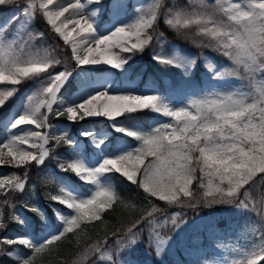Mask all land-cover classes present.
Returning <instances> with one entry per match:
<instances>
[{"label":"snow or ice","instance_id":"snow-or-ice-1","mask_svg":"<svg viewBox=\"0 0 264 264\" xmlns=\"http://www.w3.org/2000/svg\"><path fill=\"white\" fill-rule=\"evenodd\" d=\"M88 3H100V0H88ZM59 5L61 0H39L38 4L36 0H0V8H11L14 13L0 27V85L13 86L0 91V107L14 95L15 86L63 63L56 56L39 55L30 50L36 37L27 31V24L36 15H40L49 30L70 48L71 59L80 66L107 65L121 69L127 61L113 49L122 54L142 52L156 35V22L163 16L169 28L193 45L212 49L232 62L230 69L217 73L214 78L222 79L227 75L247 79L250 85L256 84L257 77L260 80L254 92L212 91L175 111L162 104L156 95H109L100 92L58 114L72 122L89 117H105L111 121L127 113L150 109L171 121L146 135L117 128V132H124L139 141V146L117 158L104 159L94 170L78 161L61 165L88 184H97L101 174L114 171L137 185L151 206L147 215L137 216L120 231L114 229L111 236L86 245L80 250L77 264H119L120 252L137 243L139 226L145 222L151 226L149 246L159 259L172 238V232L162 230L164 225L170 222L176 229L186 222L182 212L176 211L168 216L169 208L229 203L257 214L260 224L264 225V0H247L243 6L221 0L213 4L201 2L194 11L160 3L149 13H141L133 23L118 27L111 34L94 41L89 39L94 35L93 23L82 14L84 5L80 0H73L67 6ZM14 23L17 29L9 39L8 28ZM153 59L161 65L173 64L161 56ZM208 67L213 71L211 65ZM69 74L61 71L51 75L48 86L29 99L26 112L12 125L14 128L31 125L37 131L14 136L0 144V165L23 169L20 175L0 178V193L4 197L0 203L10 204L11 196L24 190L29 165L43 163L53 153V147H48L50 144L57 147L67 143L64 136H49L45 129L47 113L53 111L57 94ZM194 182L197 185L195 191L192 187ZM50 199L64 204L75 214L64 221L61 234L34 248L32 257L23 264H42L39 258L51 251L49 246L76 230L83 231L85 222L103 223L104 213L109 209L115 211L113 205L120 201L112 192L103 189L86 201L55 195ZM156 213H160L162 219ZM15 219L18 220L17 217ZM6 227L0 213V231ZM260 239L259 251L254 248L247 256L246 264H264V231ZM14 244L31 247L26 238L0 240V245ZM8 249L0 247V256L11 257L12 252ZM203 264H208V261Z\"/></svg>","mask_w":264,"mask_h":264},{"label":"rangeland","instance_id":"rangeland-1","mask_svg":"<svg viewBox=\"0 0 264 264\" xmlns=\"http://www.w3.org/2000/svg\"><path fill=\"white\" fill-rule=\"evenodd\" d=\"M36 2L38 4L39 0ZM71 2L73 0H61L59 6H67ZM80 2L84 5L82 14L93 23L94 35L89 39L94 41L111 34L118 27L133 23L141 13H149L157 4L164 3L169 7L175 4L179 8L194 11L199 8L201 2L213 4L216 0H100V3L80 0ZM221 2L240 3L243 6L247 0H221ZM12 15L14 13L11 8H0V27H3ZM162 19L164 21L163 16ZM16 29L15 23L8 28L9 39L13 38ZM27 31L36 37L30 48L33 53L56 56L61 58L63 63L54 66L47 73L28 78L15 86L14 95L3 107H0V144L14 136L28 135L37 131L31 125L15 128L12 125L26 112L29 99L48 86L51 75L73 70L74 76L67 90H62L58 95L53 111L47 114L48 135L64 136L67 143L57 147L50 144L49 148L53 147V153L45 159L44 164L41 167L35 162L29 165L24 190L12 195L10 204L0 203V213L3 214L4 219L9 212H12L11 219L16 220L15 224L8 225L5 230L0 231V240L15 241L26 238L31 245L28 247L14 244L8 249L12 252L10 260L12 264H23L25 260L30 259L34 248L44 245L48 240L61 234L65 227L64 221L74 216L73 210L51 200V195L86 201L91 199L96 191L103 189L119 197L110 178V172L101 174L97 184H88L70 170H64L62 164L78 161L86 168L94 170L104 159L117 158L134 151L139 146V141L125 135L124 132H117V128L146 135L155 128L171 122L170 118L154 111L155 115L145 119L144 124L136 125L126 123L127 119L122 120L120 117L111 121L105 117H89L72 122L65 116L58 115L59 113L66 111L68 107H75L85 102L89 97L100 92H107L109 95H156L162 104L175 111L187 107L192 99L201 98L212 91L254 92L255 87L260 84L259 77L255 85H250L247 79L227 75L222 79L214 78L217 73L225 72L232 67V62L227 57L219 53L215 55L207 48L198 51L181 49L176 42L166 40L162 35L154 36L147 49L148 56L151 59L154 56H161L173 61V64L165 66L153 59L159 66L156 70L157 77L154 78L151 75H143L146 65L139 54L141 52L122 54L118 49H113L127 61L121 69L107 65L80 66L71 59L70 48L64 46L63 42L49 30L40 15H36L27 24ZM192 61L195 63L193 64ZM208 65L212 66L213 71ZM12 87L0 85V91ZM22 172V168L17 169L7 164L0 165V178L20 175ZM3 199V194L0 193V201ZM26 208H35L40 216L36 217ZM149 211H151L150 207ZM176 211L178 210H168L167 215L171 216ZM155 215L162 219L160 213ZM185 220L186 222L176 229L170 222L164 225L162 229L164 232L171 228L169 232H172V238L159 259L148 243L151 226L147 222L141 224L138 229L139 240L135 245L126 247L120 252L119 264H203L204 261H208V264H246L247 256L254 248L259 251L258 246L262 243L260 237L264 225L260 224L258 215L232 204L207 213H197ZM83 228V231L76 230L72 234L73 237L80 239L85 232V225ZM111 243L112 241H109V244ZM49 247L51 251L46 253L50 256L55 251L52 250V245ZM46 253L39 258L42 264H47L49 257ZM98 264H111V262H98Z\"/></svg>","mask_w":264,"mask_h":264},{"label":"trees","instance_id":"trees-1","mask_svg":"<svg viewBox=\"0 0 264 264\" xmlns=\"http://www.w3.org/2000/svg\"><path fill=\"white\" fill-rule=\"evenodd\" d=\"M156 35L162 34V36L166 40H170L172 42H176L181 49L187 50V51H198L201 48L193 45L189 40L183 38L179 34H177L176 31L169 28L163 21L162 16L158 18L156 25H155ZM154 37V38H155ZM151 43V42H150ZM150 45V44H149ZM149 46H147L143 52L139 53L142 57V61L145 63L146 67L144 70V75H151L152 77L156 78V70L159 68V66L155 63L153 59H151L148 56V49ZM208 49V48H207ZM211 52H213L216 55V52L212 49H209ZM145 54V56H144ZM154 113L149 110H144L136 113H127L120 118L122 120H125L126 123H129L131 125L136 124H144L145 119H150ZM199 175V173H197ZM110 177L113 180L115 184V188L117 190V194L120 198L119 203L114 204L113 207L115 208V211H112L111 209L107 210L104 213L105 220L103 223L100 221H91V222H85V232L83 236L80 239H76L73 237L72 234H67L66 238H62L61 241L56 242L52 245V250L55 251V253L49 254L47 259V264H77V260L80 259V250L83 249L86 245L90 243H94L98 240H103L106 237H109L112 235L113 230L120 231L121 227L126 225L128 222H130L133 218L137 216H144L147 215L149 212L150 205L144 206L145 204H148L145 198V194L142 192L140 188L137 187V185L130 183L126 178L121 176L120 174L116 172H110ZM193 190L195 191L197 188L196 183H193ZM27 188V186H26ZM199 196V192L197 193ZM154 203L162 204V202L154 201ZM231 204L229 203H214L211 205H205L200 204L195 208H179L176 209L179 212H182V218L189 219L192 216H194L197 213H207L211 210L219 209L221 207H226ZM175 208H169L168 210H172ZM34 214H37L36 211H32ZM12 212H9L8 216L5 218L7 226L13 225V223H16V220L11 219ZM10 219V220H9ZM171 231V228L167 230V232ZM2 247L7 250L8 247L12 246H6L2 245ZM2 258L7 259V261L2 262ZM11 257L4 255L0 258V264H12L10 262Z\"/></svg>","mask_w":264,"mask_h":264},{"label":"water","instance_id":"water-1","mask_svg":"<svg viewBox=\"0 0 264 264\" xmlns=\"http://www.w3.org/2000/svg\"><path fill=\"white\" fill-rule=\"evenodd\" d=\"M67 72L70 73V74L68 75V78H67V80L65 81V83L63 84V86H64L65 84H67V83L69 82V80L72 78V76L74 75V71H73V70H67ZM63 86H62V87H63ZM62 87H61V88H62ZM61 88H60V89H61ZM58 93H59V92H58ZM57 95H58V94H57ZM54 105H55V104H54ZM54 105H53V106H54ZM45 112H46V110H45ZM47 114H48V113H47ZM47 128H48V126H47ZM47 128L45 129V131H47ZM40 165H42V163L39 164V166H40Z\"/></svg>","mask_w":264,"mask_h":264}]
</instances>
